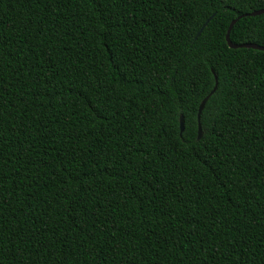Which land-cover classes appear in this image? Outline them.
<instances>
[{
  "label": "trees",
  "instance_id": "trees-1",
  "mask_svg": "<svg viewBox=\"0 0 264 264\" xmlns=\"http://www.w3.org/2000/svg\"><path fill=\"white\" fill-rule=\"evenodd\" d=\"M263 9L0 0V264H264Z\"/></svg>",
  "mask_w": 264,
  "mask_h": 264
},
{
  "label": "water",
  "instance_id": "water-1",
  "mask_svg": "<svg viewBox=\"0 0 264 264\" xmlns=\"http://www.w3.org/2000/svg\"><path fill=\"white\" fill-rule=\"evenodd\" d=\"M264 14V9L263 10H257V11H254V12H251V13H247V14H243L241 16H239L238 18L234 19L230 26H229V29H228V32H227V36H226V39H227V42H228V45L230 46V48H233V49H239V48H248V49H255V50H260V51H264V47L262 46H258V45H255V44H241V45H237V44H233L231 42V39H230V34H231V31L233 29V27L235 26V24L243 19V18H246V17H255V16H260V15H263ZM213 18V16L207 20V22L203 25L202 29L200 30L199 34L204 30V28L209 24V22L211 21V19ZM217 89V86L214 88V90L211 92V94H209L205 100H203L200 108H199V113H198V121H199V131H198V140H201L202 137H203V131H202V126L200 124V120H201V114L203 112V109L207 103V101L209 100V98L215 93ZM180 129H181V135L183 134L184 130H185V121H184V118L183 116L180 117Z\"/></svg>",
  "mask_w": 264,
  "mask_h": 264
}]
</instances>
